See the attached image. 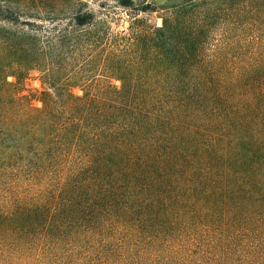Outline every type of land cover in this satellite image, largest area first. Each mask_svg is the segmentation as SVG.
<instances>
[{"label": "trees", "instance_id": "1", "mask_svg": "<svg viewBox=\"0 0 264 264\" xmlns=\"http://www.w3.org/2000/svg\"><path fill=\"white\" fill-rule=\"evenodd\" d=\"M116 3L0 0V264H264V0Z\"/></svg>", "mask_w": 264, "mask_h": 264}, {"label": "rangeland", "instance_id": "2", "mask_svg": "<svg viewBox=\"0 0 264 264\" xmlns=\"http://www.w3.org/2000/svg\"><path fill=\"white\" fill-rule=\"evenodd\" d=\"M152 4H160L161 0H147ZM90 7L94 10H100V12L106 13L110 12L111 17H113L109 22L114 30H123L126 29L129 21L131 20L130 11L124 8H121L116 3V0H89ZM160 12L152 13H140L137 17H144L147 22L152 26H159L161 23ZM9 82L14 84L13 92L19 98H21L24 103L32 108L41 107V96L44 90V86L41 82L40 72L32 69L29 70L24 76H21L19 79L9 76ZM112 86L118 87L119 81L111 80ZM71 94L79 96L82 94L81 87L79 85L69 87Z\"/></svg>", "mask_w": 264, "mask_h": 264}]
</instances>
